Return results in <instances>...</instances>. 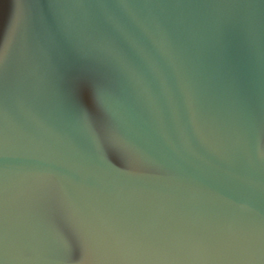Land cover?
<instances>
[{"label": "water", "instance_id": "1", "mask_svg": "<svg viewBox=\"0 0 264 264\" xmlns=\"http://www.w3.org/2000/svg\"><path fill=\"white\" fill-rule=\"evenodd\" d=\"M0 264H264V0H0Z\"/></svg>", "mask_w": 264, "mask_h": 264}]
</instances>
